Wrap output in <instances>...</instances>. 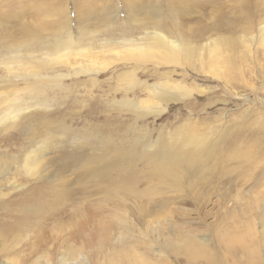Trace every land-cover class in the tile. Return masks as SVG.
Returning a JSON list of instances; mask_svg holds the SVG:
<instances>
[{
	"label": "rangeland",
	"instance_id": "obj_1",
	"mask_svg": "<svg viewBox=\"0 0 264 264\" xmlns=\"http://www.w3.org/2000/svg\"><path fill=\"white\" fill-rule=\"evenodd\" d=\"M62 1L55 9L66 6L71 38H80L81 28L103 26L98 45L109 44L107 30L117 27L115 38L122 39V30L136 29L134 17L144 24L154 10L166 24L177 17L170 26L176 34L192 27L190 34L211 18L248 22L250 16L258 32L249 33L245 53L234 54L240 59L230 76L219 66L223 57H205L219 76L201 70V62L157 67L144 64L147 54L108 50L81 70L96 64L100 74L73 72L51 103L1 102L0 264H264V0ZM80 1L91 8L84 17ZM181 4L192 13L173 9ZM39 5L0 0L1 41L10 42L22 22L32 23ZM135 69L134 87L125 74ZM166 74L169 85L197 90L161 116L143 115L158 102H142V85H162ZM128 102L139 110L125 107ZM25 108L34 113L27 120L20 119ZM181 133L208 137L215 153L201 167L181 170L178 180L160 177L151 163L154 142ZM89 140L90 147L106 144L111 150L104 157L116 159L100 178L84 174Z\"/></svg>",
	"mask_w": 264,
	"mask_h": 264
},
{
	"label": "bare ground",
	"instance_id": "obj_2",
	"mask_svg": "<svg viewBox=\"0 0 264 264\" xmlns=\"http://www.w3.org/2000/svg\"><path fill=\"white\" fill-rule=\"evenodd\" d=\"M38 1L41 2V5L36 9L37 15L33 18V22H22L17 29V34L11 38L10 42L0 39V90L5 91L0 96V103L6 98H12L13 103H51L53 92L63 87L69 75H74L73 72L90 75L100 74V69L97 68L96 64L90 66L86 71L81 70L84 64H90L95 58L101 59L105 55L103 52L108 50L126 53L138 52L140 56L147 54L143 60L144 64L153 63L157 67L180 63L193 68L197 62H201L204 63L201 70L209 69L211 73L219 76L217 67L212 66L205 57H223L219 66L224 69L226 76H230L231 71L237 69V60L240 59H233L234 54L245 53L248 44L253 41V37H249V33L253 30L258 32V21L255 22L254 17L250 16L247 18L248 22L243 17L238 20L225 17L211 18L208 20L209 22L205 21L202 28L195 31V27L190 34L192 27H185L180 34H176L170 26L179 22L177 17L174 15L166 24V20L157 10H154L152 12L146 11L148 17L144 19L146 21L144 24L140 25L139 16L134 17L136 29L131 28L129 33L122 30V34H118L124 37L122 39L116 40L115 38L118 33L117 27L107 30V32H111V34L106 35L110 37L107 39L109 44L98 45L99 35L104 32L100 30L103 26L81 28L80 38L73 40L69 34L71 23L64 22L68 12L66 6H62L60 12L55 9V6L57 4L62 5L63 1ZM76 5L83 8L81 17L86 16L91 11V8L83 1L76 3ZM148 7L152 9L151 6ZM173 9L184 11V14H190L193 7L181 4V6L175 5ZM136 10L138 11V9ZM13 18L17 19V16ZM0 27L5 26L0 25ZM241 31L244 32V35L240 34ZM140 32H144V36L140 39L130 38ZM259 37L264 42L262 23ZM81 42L87 43L83 46ZM74 51L75 56L72 58ZM216 52L220 53L216 54ZM194 59H196L195 63H191ZM127 60L130 61L131 59L128 58ZM138 71L135 69L133 72L125 74V77L134 87L139 84L135 78ZM163 77L165 79L160 80L166 81L161 82L162 85H142L143 91L147 92V98L143 99L142 102L156 101L158 104L156 108L147 112L139 111V114L161 116L167 110V105L172 102L185 101L193 94V90H197L173 87L168 84L169 79H171L170 76L166 74ZM90 83L94 85L95 81H90ZM201 94L199 92V95ZM134 104L135 102H128L125 107L134 108ZM135 108L134 112L139 110ZM92 110L95 111L94 107ZM20 112H22L20 119L27 120L34 116V113H28L29 108ZM16 117L17 113L11 127H15L19 121L18 119L15 120ZM47 117L41 118L43 120ZM4 119L7 117L4 116ZM46 126L52 129L56 128L58 131L66 130L65 124L62 122L51 123L47 121ZM92 143L93 141L89 140L87 147L90 151L82 155L83 169L86 171L84 174L93 178H100L105 169L108 171L116 166V159L107 160L104 157L103 150H111L106 144L96 141L95 146L90 147ZM147 143H152V141ZM154 144L156 150L153 151L151 163L157 169L156 173L160 177L172 180H178L181 175L180 171L183 169L201 167L207 157L215 153L214 151L210 152L208 137L202 138L193 133H181L171 140L160 137ZM198 252V249L192 251L194 255H199Z\"/></svg>",
	"mask_w": 264,
	"mask_h": 264
}]
</instances>
